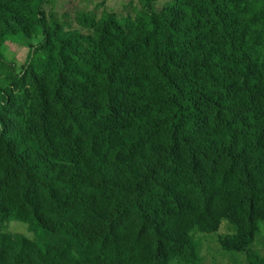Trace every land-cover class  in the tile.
<instances>
[{
    "label": "trees",
    "instance_id": "1",
    "mask_svg": "<svg viewBox=\"0 0 264 264\" xmlns=\"http://www.w3.org/2000/svg\"><path fill=\"white\" fill-rule=\"evenodd\" d=\"M32 1L0 0V46L22 24L8 17L21 7L27 11ZM238 5L232 0H191L160 12L145 11L125 25L113 14L92 25L100 53L93 89L105 123L119 121L124 74L131 67L135 79L128 99L142 103L136 123L118 133L112 161L96 158L101 137L95 136L86 116L93 108L76 99L79 61L89 65L91 51L69 40L37 48L36 56L46 48L59 52L57 75L34 76L33 89L25 84L22 90L0 93V180L18 183L20 194L13 212L0 209V224L24 222L25 214L39 220L42 200L60 205L62 194L74 184L86 198L104 197L109 202L96 229H88L85 220L64 222L80 231L77 241L91 248L86 257L90 261L124 264L114 254L113 240L118 228L133 221L139 238L149 235L145 264L175 260L199 264L193 241L170 234L168 215L187 198L200 216L210 218L216 169L230 195L242 205L235 213L238 250L249 245L264 209V116L250 110L246 99L233 90L247 82L238 60L261 63V76L249 95L264 102V58L247 41L253 33L251 9L245 8L251 13L237 12ZM27 106H32L28 116L33 123L25 135L19 124ZM178 110L187 112L184 120L176 117ZM54 113L73 149L80 153L82 145L90 142V160L49 142ZM183 121L184 131L178 128ZM42 142L45 148L39 149L36 144ZM80 163L82 172L74 168ZM73 261L66 250L44 253L24 238L0 235V264ZM249 264H264V258L250 257Z\"/></svg>",
    "mask_w": 264,
    "mask_h": 264
},
{
    "label": "rangeland",
    "instance_id": "2",
    "mask_svg": "<svg viewBox=\"0 0 264 264\" xmlns=\"http://www.w3.org/2000/svg\"><path fill=\"white\" fill-rule=\"evenodd\" d=\"M33 0L30 7L19 8L15 15L8 17L12 22L18 20L22 24L16 28L14 36L0 46V93L5 95L12 91L22 90L25 84L28 89H33L32 78L41 76L48 79L55 77L60 69V54L57 50L39 52L45 43H56L58 40L73 44L85 45L90 50L92 62L86 65L79 61L82 71L78 73L79 84L76 88V99L86 104L89 108L86 116L96 134L101 137V144L98 147L97 159L112 161L114 142L120 130L126 125L136 123L140 117L139 107L142 103L138 101L131 103L128 99L131 85L135 79V67H131L124 74L119 98L120 108L118 110L119 121L113 119L105 123L103 112L97 107V95L94 92V83L97 78L95 62L100 59V53L96 51L95 28L92 25L99 23L109 14L115 15L116 19L123 22L134 20L140 14L150 11L160 12L166 6L191 0H43L40 7L38 2ZM241 7L237 12H249L253 16L251 20V31L247 37L253 46L254 51L264 58V24L258 20H264V0H232ZM245 8H250L251 12ZM236 13V12H235ZM238 14V13H237ZM239 15V14H238ZM90 25V28L88 26ZM55 27L59 29L57 32ZM81 34L78 39L74 36ZM99 50L100 47H97ZM249 60V59H248ZM246 59L238 60V66L243 70L247 82L240 88L233 90L235 96H243L252 111H259L260 117L264 116V102L250 98V91L257 85L256 80L261 76L263 67L261 63H252ZM32 95V94H31ZM26 115L19 124L26 135V129L33 120ZM185 110H178L177 116L184 120ZM35 119V117H34ZM255 121V119L253 118ZM251 122V121H250ZM204 125V124H203ZM184 121L178 127L185 130ZM124 127V128H123ZM98 128H100L98 130ZM64 126L57 121L56 114L52 117V126L49 142H53L59 149H73L71 141L68 140ZM91 139L94 138L90 135ZM36 143V142H35ZM39 149L45 148V143L36 144ZM90 142L82 145L80 153L77 149L73 152L79 154L81 159L90 160ZM37 149V148H36ZM82 172V164L74 166ZM179 169L183 165H178ZM79 176L83 178L80 173ZM215 183L214 195L211 207V217L200 216L194 210L187 198H184L181 207L175 209L168 215L167 228L172 235H186L193 241L199 264H249L250 257L264 258V209L261 211L260 222L258 223L253 241L245 248L238 250V237L240 228L237 225L235 213L241 209L239 199L230 195L227 186L220 177V171L214 169L212 175ZM18 183H4L0 180V209L13 212L20 200ZM70 191L62 194V203L53 204L52 201L42 200L39 220L25 214L24 222H7L0 224V235L15 239L24 238L33 247L46 252L49 249L66 250L68 256L74 261L66 264H104L90 261V249H85L77 240H81L76 228H69L71 219H79L86 222L87 228H98L102 213L108 208V200L104 197L86 198L73 184L69 186ZM68 204V206H66ZM68 222V223H64ZM149 235L139 238L135 231L133 221L127 222L116 231L113 240L114 254L119 256L124 264H145L149 257ZM51 247V248H50ZM237 248V249H236ZM88 257V258H86ZM110 264V263H109ZM111 264H114L111 262ZM170 264H183L178 260Z\"/></svg>",
    "mask_w": 264,
    "mask_h": 264
}]
</instances>
